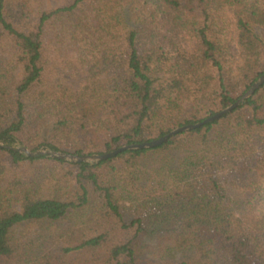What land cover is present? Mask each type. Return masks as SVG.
Listing matches in <instances>:
<instances>
[{"label": "trees", "instance_id": "16d2710c", "mask_svg": "<svg viewBox=\"0 0 264 264\" xmlns=\"http://www.w3.org/2000/svg\"><path fill=\"white\" fill-rule=\"evenodd\" d=\"M263 74L264 0H0V264H264V83L18 150Z\"/></svg>", "mask_w": 264, "mask_h": 264}, {"label": "water", "instance_id": "95a60500", "mask_svg": "<svg viewBox=\"0 0 264 264\" xmlns=\"http://www.w3.org/2000/svg\"><path fill=\"white\" fill-rule=\"evenodd\" d=\"M262 83H264V74L261 75L250 86V88L239 99H237V101H235L233 104L229 105L228 107L222 109L220 112L214 114L213 116H210V117L204 119L201 122H198V123H195V124H191V125H185V126L177 127L175 129L171 130L170 132H168L166 135L160 137L159 139H156L154 141H150V142H147V143L124 145V146H121V147H119V148H117V149H115V150H113L111 152H108V153L93 154V155H87V156H75V155H71V154H63V153H59V152H50V151H45V150H38V151H35V152H29L24 147H19L18 150L24 152L28 156H35V155H38V154L48 153L49 155H51V157L65 158L67 160L74 161V162L75 161H85V162L89 161V162H93V161H99V160L110 158V157L115 156L117 153H119L121 151H124V150L155 147V146L163 143L169 137H171L172 135H174V134H176L178 132L194 129V128L199 127L202 124H205L207 122H212L214 119H218L222 114L231 111L234 107L238 106L243 101V99H246L251 94H253V92ZM0 146H1V144H0Z\"/></svg>", "mask_w": 264, "mask_h": 264}, {"label": "rangeland", "instance_id": "374dc122", "mask_svg": "<svg viewBox=\"0 0 264 264\" xmlns=\"http://www.w3.org/2000/svg\"><path fill=\"white\" fill-rule=\"evenodd\" d=\"M36 226H37V225H35V228H36ZM20 229H21V227L18 229V231H19ZM25 230H26V229H24L22 232L25 233ZM153 235H154V234H152L151 236H153ZM146 241H147L148 244H149L150 242H152L151 240H147V239H146Z\"/></svg>", "mask_w": 264, "mask_h": 264}]
</instances>
